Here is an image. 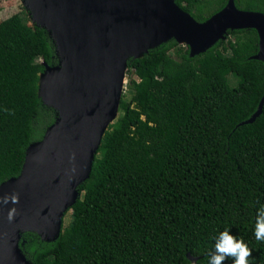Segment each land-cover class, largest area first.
Returning a JSON list of instances; mask_svg holds the SVG:
<instances>
[{"label": "trees", "instance_id": "1", "mask_svg": "<svg viewBox=\"0 0 264 264\" xmlns=\"http://www.w3.org/2000/svg\"><path fill=\"white\" fill-rule=\"evenodd\" d=\"M174 1L198 21L227 2ZM234 2L264 13V0ZM27 22L19 12L0 19V183L19 174L26 147L57 116L38 95L44 63H58L55 45L45 28ZM257 51L256 29L241 28L194 56L170 38L130 57L128 96L121 94L64 213L68 221L51 241L22 232L25 257L33 264H192L189 253L207 264L213 236L227 226L251 249L249 264H264V241L253 234L264 204V102L252 122L239 124L264 94Z\"/></svg>", "mask_w": 264, "mask_h": 264}, {"label": "water", "instance_id": "2", "mask_svg": "<svg viewBox=\"0 0 264 264\" xmlns=\"http://www.w3.org/2000/svg\"><path fill=\"white\" fill-rule=\"evenodd\" d=\"M37 26L51 36L58 63H44L38 95L57 116L25 149L17 176L0 183V264H33L19 249L20 234L58 237L63 215L79 196L94 154L115 119L127 60L174 38L189 56L205 51L228 29L255 28L264 62V13L227 0L203 21L174 0H23ZM256 110L239 124L252 122ZM12 210L11 216L9 211ZM192 264L196 257L187 253Z\"/></svg>", "mask_w": 264, "mask_h": 264}, {"label": "clouds", "instance_id": "3", "mask_svg": "<svg viewBox=\"0 0 264 264\" xmlns=\"http://www.w3.org/2000/svg\"><path fill=\"white\" fill-rule=\"evenodd\" d=\"M12 210L9 211L11 216ZM253 234L258 241H264V204L256 210ZM251 249L240 237L230 233L226 226L213 236V243L208 252L207 264H221L226 257L231 256V264H249L247 259Z\"/></svg>", "mask_w": 264, "mask_h": 264}, {"label": "rangeland", "instance_id": "4", "mask_svg": "<svg viewBox=\"0 0 264 264\" xmlns=\"http://www.w3.org/2000/svg\"><path fill=\"white\" fill-rule=\"evenodd\" d=\"M23 8H24V10H23ZM15 12H19L21 14V16L24 18V20L28 19V22H27L28 25L35 24V22L32 21L31 15L29 14L28 10L24 6L23 0H0V19L6 18ZM204 12L208 13L209 11L205 10ZM182 45H185V44H182ZM127 76L128 75L125 74L122 93H126L128 96V89H127L128 77ZM228 78H229L230 83L232 84L233 80H234L232 75L229 74ZM119 105H120V102H119ZM69 214H70V211H68L63 216L64 224H66V222L68 221L69 216H70Z\"/></svg>", "mask_w": 264, "mask_h": 264}]
</instances>
